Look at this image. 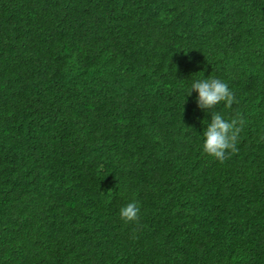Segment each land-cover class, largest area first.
I'll list each match as a JSON object with an SVG mask.
<instances>
[{
    "label": "trees",
    "instance_id": "1",
    "mask_svg": "<svg viewBox=\"0 0 264 264\" xmlns=\"http://www.w3.org/2000/svg\"><path fill=\"white\" fill-rule=\"evenodd\" d=\"M262 136L264 0H0V264H264Z\"/></svg>",
    "mask_w": 264,
    "mask_h": 264
},
{
    "label": "clouds",
    "instance_id": "2",
    "mask_svg": "<svg viewBox=\"0 0 264 264\" xmlns=\"http://www.w3.org/2000/svg\"><path fill=\"white\" fill-rule=\"evenodd\" d=\"M193 90L198 93V107L205 111L215 109L222 102L226 107L236 102L235 94L228 84L215 76L194 80L186 94L191 95ZM244 123L239 113L229 121L219 112L213 111L211 122L203 130V152L220 162L238 152L237 143ZM261 139L264 140V136ZM140 211L138 203L133 201L121 207L119 214L125 223H138Z\"/></svg>",
    "mask_w": 264,
    "mask_h": 264
},
{
    "label": "bare ground",
    "instance_id": "3",
    "mask_svg": "<svg viewBox=\"0 0 264 264\" xmlns=\"http://www.w3.org/2000/svg\"><path fill=\"white\" fill-rule=\"evenodd\" d=\"M108 49V48H107ZM41 54V53H40ZM90 58V57H89Z\"/></svg>",
    "mask_w": 264,
    "mask_h": 264
}]
</instances>
